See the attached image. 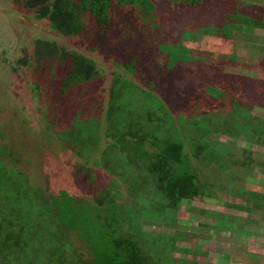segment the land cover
<instances>
[{
	"label": "rangeland",
	"instance_id": "rangeland-1",
	"mask_svg": "<svg viewBox=\"0 0 264 264\" xmlns=\"http://www.w3.org/2000/svg\"><path fill=\"white\" fill-rule=\"evenodd\" d=\"M169 4L164 7L161 3L148 20L131 7L117 6L105 24L88 16L80 34L67 35L55 29L48 18H38L36 9L25 0H0L3 142L14 150L20 169L44 191L64 188L84 196L73 172L76 167L90 168L92 181L88 182L87 173L81 175L88 188L83 198L94 201L104 193L108 167L101 164L99 152L83 156L77 146H69L57 128L64 123L69 126L77 110L84 121L100 118L97 133L103 136L101 146L111 149L109 156L114 162H121L136 148L120 149L123 143L132 146L147 134L146 145L151 148V140L156 143L162 139L163 130L157 125L168 133L171 129L166 116L160 118L163 112L150 114L152 108L142 107L148 102L144 89L167 97L176 126L192 133L195 143L208 140L224 152L222 160H208L204 153L198 157L191 151V169L202 179L204 191L183 200L176 214L184 231L178 236L174 254L195 258L199 264H264V0H242L225 10L224 1L220 5L217 0H207L198 8L188 3ZM233 15L246 16L249 22ZM183 18L192 20L196 26L191 29L197 30L185 40L182 29L190 24L186 26ZM213 28L219 32H210ZM144 34L153 37L146 40ZM40 38L83 52L96 62L99 76L60 92L57 86L68 67L55 60L34 58L35 41ZM23 57L29 64L21 63ZM116 80L142 88L123 91L121 104L134 108L141 118L131 120L130 125L128 119L123 120V139L108 134L115 131L110 129L107 114L109 91ZM209 83L216 84L220 92L210 95L205 88ZM46 115L56 130L48 127ZM180 115L185 117L177 118ZM180 120L186 123L182 126ZM134 122L142 126L137 131ZM127 167L137 169L123 164L120 168L125 174H114L119 182L116 198L122 204L134 200L129 190L133 177L126 174ZM97 171L101 175L94 178ZM231 202L245 209L232 207ZM153 222L145 223V228L174 231Z\"/></svg>",
	"mask_w": 264,
	"mask_h": 264
},
{
	"label": "trees",
	"instance_id": "trees-1",
	"mask_svg": "<svg viewBox=\"0 0 264 264\" xmlns=\"http://www.w3.org/2000/svg\"><path fill=\"white\" fill-rule=\"evenodd\" d=\"M25 1L29 7L36 9L38 18H48L55 29L67 35L80 34L88 16L97 24H105L117 6L131 7L141 18L148 20L149 17L155 16V9L158 10L161 3L165 4L164 7H167L169 2L188 3L198 8L207 2V0ZM223 1L224 10L242 2L217 0L220 5ZM233 16L249 22L246 16ZM184 23L186 26L190 24V28L182 29L181 37L185 40L190 37L189 33L197 30L191 29L192 26H196L192 20L184 19ZM134 26L137 27L136 24ZM217 31L219 32L217 28L210 30L212 33H218ZM144 36L146 40L153 37L151 34ZM35 48L34 58L37 61L50 59L68 67L57 86V90L62 93L71 90L74 85L89 83L99 76L96 62L83 52L66 49L55 41L42 38L35 41ZM118 51L114 53L115 56L118 55ZM21 61L25 65L30 62L26 57ZM129 87L133 90L139 88L142 90L140 86H135L131 82L116 80L109 91L107 119L110 129L114 128L115 131L108 134L114 135L115 139H123L125 136L123 132L121 133L124 129L123 120L128 119V125L134 120H141L134 108H125L120 102L123 91L126 89L125 93L129 92ZM205 88L210 95L220 92L216 84L209 83ZM144 90L148 102L143 103L142 107L152 108V111L149 109L150 114L163 112L165 115H160V118L166 116L165 120L171 129L168 133L161 125H157V128L163 130L160 136L162 139L157 138L156 143L151 140V148L146 145V140H149L147 134L141 135L132 146L123 143L120 149L126 147L128 150L135 146L136 148L131 155L122 158L121 162H114L109 156L111 149L101 146L100 138L103 136L97 133L101 125L100 118L84 121L77 110L69 126L64 123L65 125L60 126L62 129L66 126L64 130L59 131L61 128H57V134L69 146H77L78 152L83 156L86 153L99 152L101 164L108 167L106 169L108 182L104 193L95 197L94 201L83 198L88 194V188L81 175L83 172L87 173L88 182L92 181L90 168L76 167L73 172L76 184L84 196L73 194L64 188L59 192L44 191L41 186L32 183L27 173L20 169L14 150L3 142L6 133L0 130V264H199L195 258L174 254L178 236L184 231L177 223L176 214L183 200L193 199L204 191L202 179L191 169V151L198 157L204 153L208 160H222L224 152L208 140L195 143L191 138L192 133H187L176 126L177 119L173 116L172 108L167 105L168 98L161 95L159 97L154 91ZM180 117L185 116L180 115L177 118ZM46 118L48 127L55 128L52 119L47 115ZM180 122L182 126L186 123L184 120ZM134 126H137L135 131L142 127L137 123ZM121 151L125 153V150ZM107 156L109 159H106ZM123 164L137 168L126 169V174L130 173L133 177L129 190L134 200L124 204L116 198L115 188L119 182L114 176L115 173L125 174L121 173L123 169L120 166ZM95 173L94 178L101 175V171ZM230 205L245 209L242 204L231 202ZM153 221L155 225L162 223L171 226L174 231L164 232L145 228V223ZM211 226L243 233L250 232L241 227L220 224Z\"/></svg>",
	"mask_w": 264,
	"mask_h": 264
}]
</instances>
